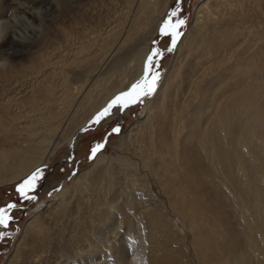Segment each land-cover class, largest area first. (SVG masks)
Here are the masks:
<instances>
[{
    "label": "bare ground",
    "instance_id": "bare-ground-1",
    "mask_svg": "<svg viewBox=\"0 0 264 264\" xmlns=\"http://www.w3.org/2000/svg\"><path fill=\"white\" fill-rule=\"evenodd\" d=\"M92 1L0 0V187L144 73L170 0L76 29ZM114 147L37 203L4 264H264V0H201Z\"/></svg>",
    "mask_w": 264,
    "mask_h": 264
},
{
    "label": "rangeland",
    "instance_id": "rangeland-1",
    "mask_svg": "<svg viewBox=\"0 0 264 264\" xmlns=\"http://www.w3.org/2000/svg\"><path fill=\"white\" fill-rule=\"evenodd\" d=\"M200 1L201 0H170L168 9L165 11L164 16L157 28V31L150 42L149 50L147 53L148 57L149 54H151L152 49L154 48L158 49L160 52V55L155 56L152 62V71L158 73L159 78L156 80L154 90L150 95L143 96L140 100L135 103L129 104L127 107H121L119 105L114 106L110 110L109 115L102 118L99 123H95L94 118L102 109L99 110L91 117L88 122H86L82 126L86 127L83 132L81 131V127V129L79 130L80 134L77 137V140H75V146L72 149H69L70 147L64 144L59 149V151L53 154L51 159L46 164L39 166L19 181L6 185V187H0V207H6L9 203H14L17 205L15 208L9 210V215H11L13 219L9 222L8 227L5 228L2 226V229L0 230V233H8V235L0 238V264H4L25 221L33 215L37 203L39 201H50L53 197L54 192H56L62 185L68 183L72 179L73 175L77 171H79V169L85 168L90 165L92 159L94 158L91 152V149L93 147H95L97 144H102L103 147L99 151H105L111 154L118 151L114 146L119 135L123 132H126L128 126L134 120L143 115L148 99L152 98L155 90L162 80L168 63L172 58L176 42L180 35L192 23L195 8ZM91 3V6L89 5L88 7L87 5L85 8L88 11H79L76 29H85L84 31H87V29H91V27L98 24L97 19L99 17L102 21L101 24H107L106 20L109 21L110 19L114 18V15L115 17L119 15L121 9L122 12L126 10V7H124V3L122 0H94ZM92 6L96 7L94 8ZM86 11L88 12V14ZM173 11H175L176 13L175 16H171V13ZM170 16L172 23H175L177 20H184V23L182 25H179L177 28L179 35L175 38V44H173V37L171 36V34H162L160 31L161 27L164 24V21L169 19ZM98 21L100 22V20ZM111 21L112 20L109 21L110 24L112 23ZM89 25H91V27L88 28ZM91 31H89L91 35L90 37H92V35L95 36L96 33L94 31L92 33ZM89 33L87 34L89 35ZM143 74L135 79L132 84L141 79ZM113 115L115 117H113ZM114 128H119V131L113 132ZM66 158H68V160H66ZM37 169L41 170L42 175L36 181L35 187L28 193V195L35 198L31 200L25 199L21 197L17 192V185L22 183ZM151 183L153 184L152 188L157 193L159 188L156 184H154L153 181H151Z\"/></svg>",
    "mask_w": 264,
    "mask_h": 264
},
{
    "label": "snow or ice",
    "instance_id": "snow-or-ice-1",
    "mask_svg": "<svg viewBox=\"0 0 264 264\" xmlns=\"http://www.w3.org/2000/svg\"><path fill=\"white\" fill-rule=\"evenodd\" d=\"M176 13L173 11L171 16H175ZM171 16L169 19L164 21L163 26L160 31L162 34H171L173 37V44H175V38L179 35L177 28L179 25L184 23V20H177L175 23H172ZM170 50V49H169ZM157 55H160L158 49H152L151 54L147 57L144 66V74L141 79L137 80L134 84H132L131 88L128 91L119 93L116 97H114L108 105L102 109L99 113H97L94 118L95 123H99L102 118L110 114V110L114 106L127 107L129 104L135 103L140 100L143 96H148L152 93L155 87L156 80L159 78V74L152 71V62L153 58ZM119 128H114L113 132H118ZM103 147L102 144H97L95 147L91 149L92 155L95 154ZM42 175L41 170L37 169L33 172L27 179H25L22 183L17 185V192L21 197L25 199H34L35 197L28 195V193L35 187L36 181ZM17 205L14 203H9L6 207H0V226L5 228L8 227L9 222L13 219L11 215H9V210L15 208ZM8 235V233H0V238Z\"/></svg>",
    "mask_w": 264,
    "mask_h": 264
},
{
    "label": "water",
    "instance_id": "water-1",
    "mask_svg": "<svg viewBox=\"0 0 264 264\" xmlns=\"http://www.w3.org/2000/svg\"><path fill=\"white\" fill-rule=\"evenodd\" d=\"M130 88H131V87H129V88H128L127 90H125V91H128ZM125 91H124V92H125ZM115 97H116V96H115ZM113 98H114V97H113ZM113 98H112V99H113ZM112 99H111V100H112ZM111 100H110V101H111ZM110 101H109V102H110ZM109 102H108V103H109ZM108 103H107V104H108ZM85 129H86V127L84 126V127H82L81 131L83 132ZM66 160H68V158H67Z\"/></svg>",
    "mask_w": 264,
    "mask_h": 264
}]
</instances>
